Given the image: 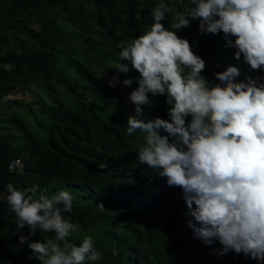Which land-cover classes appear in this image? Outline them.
<instances>
[{"label":"trees","instance_id":"1","mask_svg":"<svg viewBox=\"0 0 264 264\" xmlns=\"http://www.w3.org/2000/svg\"><path fill=\"white\" fill-rule=\"evenodd\" d=\"M157 2L0 0V99L20 91L32 96L26 103L29 117L20 110L0 117V264H40L19 244L20 236L36 241L55 236L18 227L7 201L9 183L18 190L38 185L34 198L70 191L73 208L62 215L77 232L69 240L79 246L83 236L92 235L104 255L101 264H258L235 252L219 255L214 251L223 248L219 241L209 246L194 238L183 189L168 186L158 170L140 164L143 136L126 134L128 116L135 114L128 95L139 86L140 74L135 69V77L118 74L112 66L119 62L120 43L153 23ZM166 2L178 6V0ZM171 20L169 13L166 27ZM177 34L205 59L202 74L209 81L218 83L215 73L233 65L241 71L236 82L249 74L264 78V70L250 71L243 56L234 58L223 32L202 35L199 21H193ZM76 48L87 57L75 55ZM117 74L112 88L108 80ZM128 77L133 84L123 86ZM150 99L154 104L144 106V118L167 119L166 97ZM15 158L23 161L22 170H11ZM129 175L134 183L126 182ZM113 250L119 254L113 256Z\"/></svg>","mask_w":264,"mask_h":264},{"label":"clouds","instance_id":"2","mask_svg":"<svg viewBox=\"0 0 264 264\" xmlns=\"http://www.w3.org/2000/svg\"><path fill=\"white\" fill-rule=\"evenodd\" d=\"M151 17L141 35L120 43L119 62L112 66L118 74H140L139 86L128 95L135 114L126 124L127 135L143 136L137 159L158 170L168 186L183 189L194 238L209 246L219 241V255L235 252L264 264V78L249 74L236 82L241 71L233 65L215 73L218 83L209 81L202 74L205 59L177 34L199 21L202 35L223 32L236 60L243 56L250 71L264 70V0H187V6L178 0L177 7L158 0ZM118 74L108 80L110 87L117 86ZM133 82L128 77L122 84ZM150 95L166 97L167 119L144 118V106L154 104ZM126 182L135 181L129 175ZM38 187L18 190L9 183L7 201L20 229L55 236L36 241L21 235L19 244L40 264H101L104 255L92 235L83 236L79 246L69 240L77 225L62 213L72 210L73 194L58 190L34 198Z\"/></svg>","mask_w":264,"mask_h":264},{"label":"rangeland","instance_id":"3","mask_svg":"<svg viewBox=\"0 0 264 264\" xmlns=\"http://www.w3.org/2000/svg\"><path fill=\"white\" fill-rule=\"evenodd\" d=\"M68 29H70V27H67ZM71 47V46H70ZM74 48V47H71ZM72 52L75 55L80 56L82 59L87 57V55L83 52L82 49L78 50L77 48L72 50ZM126 74H130L131 76L135 75L133 73H131V71L129 73ZM137 78V77H136ZM8 100H14L15 102L18 103H14V102H9ZM32 100V96L27 92H19L16 95H10L7 96L3 99H0V117L4 116V115H13L15 113V111L20 110L21 114H23L26 118L30 116L29 113H27L26 111V103L30 102ZM11 104V105H10ZM15 106L14 108L12 106Z\"/></svg>","mask_w":264,"mask_h":264},{"label":"built area","instance_id":"4","mask_svg":"<svg viewBox=\"0 0 264 264\" xmlns=\"http://www.w3.org/2000/svg\"><path fill=\"white\" fill-rule=\"evenodd\" d=\"M23 166L24 163L20 158L13 159L10 164L11 170H22Z\"/></svg>","mask_w":264,"mask_h":264}]
</instances>
